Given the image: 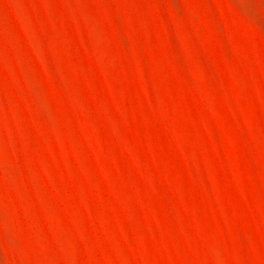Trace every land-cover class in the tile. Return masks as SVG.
Returning <instances> with one entry per match:
<instances>
[{
    "label": "rangeland",
    "instance_id": "obj_1",
    "mask_svg": "<svg viewBox=\"0 0 264 264\" xmlns=\"http://www.w3.org/2000/svg\"><path fill=\"white\" fill-rule=\"evenodd\" d=\"M0 264H264V0H0Z\"/></svg>",
    "mask_w": 264,
    "mask_h": 264
}]
</instances>
